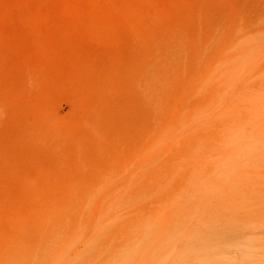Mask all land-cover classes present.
Returning <instances> with one entry per match:
<instances>
[{
	"label": "rangeland",
	"instance_id": "obj_1",
	"mask_svg": "<svg viewBox=\"0 0 264 264\" xmlns=\"http://www.w3.org/2000/svg\"><path fill=\"white\" fill-rule=\"evenodd\" d=\"M259 30L264 0H0V264H55L42 233L67 196L126 159L152 109ZM235 237L228 263L216 253L207 264H241ZM104 247L78 264H111Z\"/></svg>",
	"mask_w": 264,
	"mask_h": 264
},
{
	"label": "bare ground",
	"instance_id": "obj_2",
	"mask_svg": "<svg viewBox=\"0 0 264 264\" xmlns=\"http://www.w3.org/2000/svg\"><path fill=\"white\" fill-rule=\"evenodd\" d=\"M239 36L191 88L169 102L160 92L165 111L148 108L153 121L126 159L67 196L42 233L55 264L104 245L111 264L136 254L207 264L216 253L228 263L231 234L241 264H264V31Z\"/></svg>",
	"mask_w": 264,
	"mask_h": 264
}]
</instances>
